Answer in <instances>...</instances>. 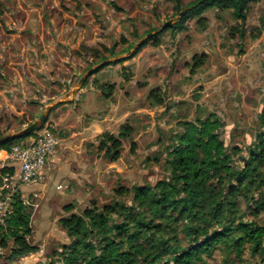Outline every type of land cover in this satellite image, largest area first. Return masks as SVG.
I'll return each mask as SVG.
<instances>
[{
  "label": "rangeland",
  "instance_id": "1",
  "mask_svg": "<svg viewBox=\"0 0 264 264\" xmlns=\"http://www.w3.org/2000/svg\"><path fill=\"white\" fill-rule=\"evenodd\" d=\"M192 1L181 0V3L185 6ZM28 2L35 8L33 12L23 13L26 16L22 18V13L13 9L3 11L0 0V135L15 133L29 125L53 103H58L60 109L50 111L48 120L37 131L51 126L64 139L68 133L63 126L80 130L85 123L100 121L109 114L101 123L102 132L117 134L125 124L132 128L133 134L123 140L120 158L109 161L96 149L101 133L95 144L85 147L86 157L79 158L84 172H78V179L56 176L52 180L54 185L44 189L48 195L42 199L35 192L24 196L20 189L24 199L35 198V206H26L32 216L30 242L38 246V251L28 254L31 259L25 264L57 259L55 252L68 241L57 224L58 218L65 215L63 205L72 203L74 212L79 213L91 202L98 205L109 202L118 185L153 184L164 177L168 173L166 150L176 134L182 132V122H194L195 118L204 119L213 113L222 123L218 132L225 146L241 147L245 154L253 142L258 129L257 116L264 107V29L258 38H251L249 32L260 26L259 20H264V0L250 4L244 24L233 18L230 11L212 8L200 15L206 20L205 27L199 26L195 17L186 22L182 31L164 29L158 46L149 41L134 57L133 47L141 39L150 33L157 34L155 31L167 20H177L173 1ZM26 17L29 21L33 18L40 21V27L37 25L36 31L30 32L36 35L45 32L50 43L59 42L56 47L61 48L66 38L82 39L70 52L74 56H68V63L47 60V53H42L41 58L29 57L27 66L21 67V41L31 34L23 28ZM65 17L70 22L66 30L57 23ZM73 23L81 24L76 32L72 29ZM73 33L76 36L72 37ZM92 41L95 43L91 44ZM114 43L118 44L117 56L103 62L91 57V50ZM194 56H204V61L191 72ZM100 64L108 65L96 72ZM65 68L70 72L66 73ZM94 68L95 73L85 78L87 83L80 85V78ZM110 87L113 91L107 98L105 94ZM81 89L84 93H80ZM151 94L159 96L163 103L150 105ZM63 103L70 105L63 107ZM68 108L71 112L62 127H55L54 121ZM127 111L129 114L122 117ZM131 144H134L133 151ZM59 184L64 186L62 190L58 189ZM67 184L73 188L65 189ZM122 199L130 203L129 197ZM256 219L264 222V214ZM6 256L1 250L0 264H19L20 258L9 262ZM242 258L240 262H224L223 253L217 250L200 264H261L260 257L250 256L247 250Z\"/></svg>",
  "mask_w": 264,
  "mask_h": 264
},
{
  "label": "trees",
  "instance_id": "2",
  "mask_svg": "<svg viewBox=\"0 0 264 264\" xmlns=\"http://www.w3.org/2000/svg\"><path fill=\"white\" fill-rule=\"evenodd\" d=\"M171 1L175 14L190 8L169 28L182 31L195 17L196 23L205 27L206 20L200 15L212 8L228 10L244 24L250 4L257 0H194L185 6L181 0ZM259 24L249 32L251 38L260 36L264 20ZM162 32L146 38L132 57L149 41L158 46ZM239 36L242 38L244 32ZM117 46H100L99 50H91V57L100 62L115 57L119 54ZM203 61L204 56H194L191 72ZM103 65L95 71L108 64ZM112 91L108 88L107 98ZM150 100V105L163 103L153 94ZM181 127L182 132L166 150L168 173L155 183L118 185L109 202H91L79 213L74 212L72 203L63 205L65 215L58 218L57 224L68 241L55 252L56 260L38 264H200L217 250L223 253L224 262L242 261L247 250L264 264V222L256 219L264 214V107L245 154L241 147L224 145L218 132L222 123L213 113L194 122L184 121ZM48 128L52 131L51 126ZM33 134L4 141L0 150H9ZM132 134V128L125 124L117 134L105 131L98 137L96 149L109 161H116L123 140ZM13 170L2 167L0 175H10ZM126 196L130 203L122 199ZM11 205V214L0 223V248L9 262L38 251V246L30 242L32 216L22 204L20 192L13 196Z\"/></svg>",
  "mask_w": 264,
  "mask_h": 264
},
{
  "label": "crops",
  "instance_id": "3",
  "mask_svg": "<svg viewBox=\"0 0 264 264\" xmlns=\"http://www.w3.org/2000/svg\"><path fill=\"white\" fill-rule=\"evenodd\" d=\"M2 4L4 5L3 11H7V9H13L16 13H22L21 17L25 18L26 14L23 15V13H26V11H32L35 7L32 3H29L28 0H1ZM31 6H30V5ZM11 5V6H10ZM2 6V5H1ZM78 9V6H77ZM33 12V11H32ZM70 13V12H69ZM71 14V13H70ZM27 18V17H26ZM66 18V17H65ZM63 18L58 19L57 23L60 26V28L66 30V28L70 24L69 18ZM24 20V19H23ZM65 21V22H64ZM38 23V24H37ZM72 23V22H71ZM23 28L29 30H34L36 27H40V21L35 20L34 18L29 21L28 18L24 20L23 22ZM74 24V23H73ZM38 25V26H37ZM47 26V25H45ZM81 24H74L73 25V31H77L78 28H80ZM83 26V25H82ZM1 27V24H0ZM48 27V26H47ZM36 31V29H35ZM31 33V32H30ZM29 34V33H28ZM76 36V33L72 34V37ZM49 38L47 35H45V32H42L40 35L35 32L31 33L30 36H24L21 41V51H20V58L21 61V67L27 66L29 57H38L41 58L42 53H47L46 59L52 58L54 62H67L68 56H74L73 53H70L72 50H75L76 47L79 45V43L82 41V39H76V38H66L63 39L61 42L62 49L60 47H56L58 43H50ZM94 44L95 42L92 41ZM60 44V45H61ZM42 49V51H41ZM63 50H67L66 53H64ZM4 51V46H3ZM76 54V52H74ZM73 59V58H72ZM80 60V59H79ZM81 61H83V58H81ZM51 66V63H49ZM53 71V70H51ZM66 73H69V68H65ZM72 72V71H71ZM74 73V70H73ZM72 74V73H71ZM85 90L81 89L80 93H84ZM58 104V103H57ZM63 107H69V103H63L61 104ZM60 106L58 105L54 110L58 111ZM71 109L68 108L65 111L64 115H60L56 121H54L55 127H62L63 121L65 118L70 114ZM129 114V111L125 112L122 117H126ZM109 114L107 116H104L102 120L98 121H91L90 123H85L81 126L80 130H73V126H68L67 128L63 126L62 128L67 129L68 136L66 138H62V140L58 146L56 155L52 161L53 165L52 168L45 172V179L41 181L39 184L34 185H25L21 187V190L24 192V196L30 192H35L37 198H43L46 197L47 192L44 191V189L51 187L54 185V182L52 180L56 176H60L61 179H78V175L81 172H84V170L81 168V159L79 158H85L86 157V148L87 145L90 143L95 144L97 142V137L103 133V127L101 123L103 121H106L108 119ZM81 117L79 116V119ZM72 119V118H71ZM122 121V120H120ZM60 138V137H59ZM3 163L0 162V169L2 168ZM5 167V166H3ZM8 167V166H7ZM79 172V173H78ZM54 181V180H53ZM61 186V188H59ZM58 189L62 190L64 186L59 184ZM73 185L67 184L65 189H72ZM22 196V198L24 197ZM34 232V231H33ZM31 259L30 256H27L25 258H20L19 264H25L27 261ZM12 264H16L15 262H12Z\"/></svg>",
  "mask_w": 264,
  "mask_h": 264
},
{
  "label": "built area",
  "instance_id": "4",
  "mask_svg": "<svg viewBox=\"0 0 264 264\" xmlns=\"http://www.w3.org/2000/svg\"><path fill=\"white\" fill-rule=\"evenodd\" d=\"M60 142L61 140L56 133L48 127H44L27 138L23 143L15 144L9 150H0V162L3 163L2 165L14 169L10 175H0L1 224L11 214L12 198L19 193L21 187L39 184L45 179V172L52 168V161ZM34 199L22 198V204L33 207L35 206L33 203ZM25 257L22 256L20 258Z\"/></svg>",
  "mask_w": 264,
  "mask_h": 264
},
{
  "label": "water",
  "instance_id": "5",
  "mask_svg": "<svg viewBox=\"0 0 264 264\" xmlns=\"http://www.w3.org/2000/svg\"><path fill=\"white\" fill-rule=\"evenodd\" d=\"M190 8H183L179 13H178V18L176 21H173L172 19L167 20L166 22H164L161 27L155 31V33H158L164 29L170 28L175 22H177L179 20V18ZM153 33L148 34L145 38H148L149 36H151ZM145 38L141 39L134 47H133V51H135L137 49V47L143 43V41L145 40ZM101 65V64H100ZM99 66H96V68ZM88 69L86 71V73L80 78L79 80V84L82 85L85 78H87L88 76L93 74V71L96 69ZM56 103H53L51 105L46 106L45 110L38 116V118L36 120H34L32 123H30L29 125L23 127L22 129H20L19 131L15 132V133H10V134H6L0 137V143L7 141V140H11V139H16V138H20L22 136H26L30 133H33L37 130H39V128L42 126V124L45 122L46 118L49 115V112L51 110V108L55 105Z\"/></svg>",
  "mask_w": 264,
  "mask_h": 264
}]
</instances>
